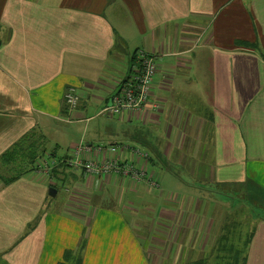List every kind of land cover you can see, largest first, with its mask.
<instances>
[{"label":"crops","instance_id":"0c3cea01","mask_svg":"<svg viewBox=\"0 0 264 264\" xmlns=\"http://www.w3.org/2000/svg\"><path fill=\"white\" fill-rule=\"evenodd\" d=\"M137 50L155 57L149 97L159 108L102 114L134 74ZM70 85L78 95L74 110L63 101ZM90 110L113 118L67 142L71 126L89 123ZM32 130L46 136L54 151L45 153L56 159L80 144L137 148L148 160L132 162L157 185L125 175L85 176L63 166L48 177L0 184L4 260L58 264L83 240L81 264H161L162 257L176 264L192 252L199 258L224 236L226 214L234 212L228 201L208 200L214 185L241 183L264 199V0H0V155ZM175 167L195 179L168 180L177 192L167 196L175 200L158 201L166 191L156 175L161 170L179 177ZM58 189L65 194L54 207ZM198 190L207 192L202 197ZM122 195L130 201L121 209ZM244 213L239 228L249 237L253 216ZM34 222L15 253L1 248L22 239ZM253 227L245 264H264V217Z\"/></svg>","mask_w":264,"mask_h":264},{"label":"built area","instance_id":"2783aa9c","mask_svg":"<svg viewBox=\"0 0 264 264\" xmlns=\"http://www.w3.org/2000/svg\"><path fill=\"white\" fill-rule=\"evenodd\" d=\"M135 71L131 78L124 82L120 91L111 97L109 106L101 110L102 114L123 115L127 113L143 114L146 111H156L159 105L156 102L150 104V88L156 73L155 57L144 50H137L134 54ZM63 101L68 110L76 109L78 95L74 87H67ZM94 150V152H92ZM98 154L97 160L83 158L84 153ZM122 153V157L118 156ZM126 153L129 159H123ZM137 157L143 161L148 160V155L127 145L115 144L107 147L76 146L72 152L61 159H56L46 154L38 162L35 168V176L48 177L53 169L59 165H65L72 170H81L85 176L125 175L132 182L146 183L150 188H156L157 182L148 177L144 168H138L131 158Z\"/></svg>","mask_w":264,"mask_h":264},{"label":"trees","instance_id":"16d2710c","mask_svg":"<svg viewBox=\"0 0 264 264\" xmlns=\"http://www.w3.org/2000/svg\"><path fill=\"white\" fill-rule=\"evenodd\" d=\"M235 45L250 50H258L257 45L254 43L237 41ZM46 143L47 139L41 132L32 130L12 144L10 148L0 155V170L2 172L0 173V184L6 187L22 179L27 174H34L38 162L46 155ZM59 166L66 167L65 165ZM242 201H248L252 211L259 210L258 212H254L257 219L264 217L263 198L249 193L244 187ZM239 224L240 222L235 218H228V224L224 226V236L219 238L212 246V248H219V255L222 251L226 250V255L223 254L222 257H215V263H211L201 257V259L198 258L188 262L180 261L176 264H245L246 252L254 227H250L251 233L249 237L246 235L242 236L240 231H243V229L239 228ZM84 244L83 240L76 250L65 251L62 260L58 264H81Z\"/></svg>","mask_w":264,"mask_h":264},{"label":"rangeland","instance_id":"374dc122","mask_svg":"<svg viewBox=\"0 0 264 264\" xmlns=\"http://www.w3.org/2000/svg\"><path fill=\"white\" fill-rule=\"evenodd\" d=\"M134 40L135 39L132 38L131 42L135 43ZM129 52H131V51H129ZM129 54L130 53H128L127 56H129ZM154 78H155V76H154ZM70 86H68V87H70ZM71 87H73V86H71ZM97 114H98V111L90 110V111H88L86 113V118H91L90 121L88 120L89 123H87L85 121L84 123L79 124V126H71L70 129L67 131L66 136H65V139L67 140V142L71 141L72 139L79 141L80 139H82L83 135L85 134V132H84L85 128L88 131H95V126L96 125H98V124L102 125V124L109 123L111 118H113V117L110 118L109 116L99 117ZM114 118H116V117H114ZM62 127H66V129H67L68 126L64 124V125H62ZM99 131H100V133H104L105 128L103 130L100 129ZM47 149L50 150L51 152H53L54 151V146L52 144L50 145L47 142L46 146H45L46 152H48ZM65 150L66 149H65V145H64V146L61 147V149H58L57 156L63 155L65 153ZM51 152L49 154H52ZM173 170H174L175 174H178L179 177H176L174 174L172 175L170 171H168V173L167 172H163L162 173L161 170L159 171V174L156 175V178H158V180L160 181V185H161L160 188L166 191L163 194L162 198L158 199V201L167 200V199H169V197H170V199H174L175 200L174 195L173 196H169V197L167 196V192H170V191H172L173 193L177 192V191L172 190V189H174V184L171 185V188H172L171 190L167 187L168 180H172L173 183H174V182H176L174 180V178H175V179L183 180V181H185L188 184H192V182H193L192 180L195 179L194 176H187L185 174V172L177 169L176 167ZM0 173H2L1 170H0ZM33 177H35V174L30 173V174L25 175L23 177V179H24V181H27V180L32 179ZM214 186H215V188H214L213 194H211L210 192L208 193V196H211L212 198H208V200L212 199L213 201H221V200L222 201H226V202L228 201V203L235 205V207L233 209H231L234 212L226 214V216H227V217H225L226 222L228 223V218L229 217H233V218H235L238 221L240 219V217H241L240 214L242 212H245L244 216L246 218V217L250 216V214H249V212H250L251 215L253 216V218L250 219L249 225L252 228L254 226L255 222L257 221L256 215H255L256 213H254L255 210L252 211V209L247 208L243 204L242 197L244 196V187H242V184L241 183H237V184L236 183L235 184L226 183V184H221V185L220 184H216ZM43 188L48 189L47 186H43ZM198 191L200 192V194L198 196L202 195V197H203L204 193L207 192V191H202V190H198ZM158 193L159 192H157V191H152L151 195L153 197H156V199H157ZM64 194H65L64 190L58 189L57 198H56V200H54V207L57 205L56 204L57 202H60L59 200L64 196ZM191 194L193 195L195 193H191ZM143 195H144V197L149 198L150 193H149V195H147L146 193H143ZM180 195H181V192H180ZM117 197H118V195H117ZM120 200H121V203H122V205L120 206L121 209L124 207V205L128 204V202L130 201V200L127 199V197L125 195H122V197H120ZM240 200L242 201V203H241ZM106 204L110 208H111V206H112V208L114 207L113 206V201L108 200L106 202ZM134 207H136V206H134ZM236 208H238L240 210H237ZM124 212L127 213L126 217L130 216V214H129V212L127 210H125ZM254 218L256 219V221H255ZM35 224H36L35 222L27 224L26 230L22 233V236H21L22 239H20V240L18 239L19 241L13 242V243L12 242H4V244H3V246L1 248H7L10 251V254L15 253L16 252V248L15 247L18 246L22 242L23 237L27 236L28 233H29L28 229L29 228H33L35 226ZM245 225H246V223H245ZM215 231H212V234H211V236H210V238L208 240V243H207L208 246L215 239V236H214V232ZM219 231H221V230H219ZM217 240H218V238L216 237V239L213 241L212 244H215ZM141 242L145 243L144 247L148 246V243L145 242V239H141ZM208 248H209V250L204 255L199 256V259H201V257H202V259H206L207 261H209L211 263H215V259H214L215 257H217V256L222 257L223 254L226 255V250L222 251V253L219 255V253H218L219 248H212L211 245ZM195 259H198L196 257V253L192 252V255L187 260V262L195 260ZM165 260L166 259H164L163 257L160 258V261H163L161 264H168V262L165 261ZM177 262H179V260ZM0 264H10V263L8 262L7 259L4 260L3 257L0 255Z\"/></svg>","mask_w":264,"mask_h":264},{"label":"water","instance_id":"95a60500","mask_svg":"<svg viewBox=\"0 0 264 264\" xmlns=\"http://www.w3.org/2000/svg\"><path fill=\"white\" fill-rule=\"evenodd\" d=\"M49 190H50L49 193H51L52 196H55V193H56L55 190L53 189H49Z\"/></svg>","mask_w":264,"mask_h":264}]
</instances>
